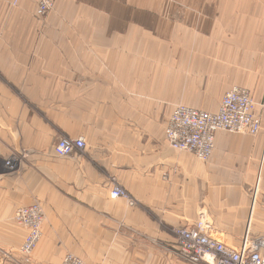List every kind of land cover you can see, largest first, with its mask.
<instances>
[{"label": "crops", "instance_id": "crops-1", "mask_svg": "<svg viewBox=\"0 0 264 264\" xmlns=\"http://www.w3.org/2000/svg\"><path fill=\"white\" fill-rule=\"evenodd\" d=\"M14 1L0 0V264H25L14 215L35 203L30 264H194L176 230L201 213L231 248L264 241V0H58L44 17ZM234 86L258 135L218 132L208 162L170 147L177 105L217 113ZM64 137L85 150L58 157Z\"/></svg>", "mask_w": 264, "mask_h": 264}, {"label": "built area", "instance_id": "built-area-1", "mask_svg": "<svg viewBox=\"0 0 264 264\" xmlns=\"http://www.w3.org/2000/svg\"><path fill=\"white\" fill-rule=\"evenodd\" d=\"M22 0H15L14 5ZM36 4L40 17L50 13L58 0H29ZM261 118L257 114V104L250 91L237 86L232 87L223 97L219 111L210 113L185 106H179L171 116L166 138L170 147L179 152L193 154L199 160L207 161L215 149L217 132L231 134L257 135L261 131ZM86 141L83 137L62 138L55 147L60 158L84 151ZM16 165L7 163V169L14 171ZM111 197L122 198L134 205L135 201L122 187L115 185ZM16 223L27 231L26 241L21 247L30 262L31 255L42 237V225L45 220L40 203L20 207L15 211ZM211 223L204 213L193 227L176 230L178 253L194 264H264V241L250 244L248 239L239 249L227 246L211 234ZM62 264H86L76 256L68 255Z\"/></svg>", "mask_w": 264, "mask_h": 264}, {"label": "rangeland", "instance_id": "rangeland-1", "mask_svg": "<svg viewBox=\"0 0 264 264\" xmlns=\"http://www.w3.org/2000/svg\"><path fill=\"white\" fill-rule=\"evenodd\" d=\"M56 5V4H55ZM54 8H55V6H54ZM54 8H53V10H54ZM52 10V11H53ZM51 11V12H52ZM49 14V13H48ZM47 14V15H48ZM238 87V86H237ZM241 88V87H240ZM244 89H246V88H244ZM248 90V89H247ZM249 91V90H248ZM251 93V92H250ZM226 95V94H225ZM224 95V96H225ZM251 96H252V94H251ZM252 98H253V96H252ZM253 100H254V98H253ZM255 101V100H254ZM179 106H185V105H183V104H180V105H177V107L174 109V111H173V113L175 112V110L179 107ZM185 107H187V106H185ZM188 108H190V107H188ZM173 113H172V115H173ZM257 114L259 115V113H258V105H257ZM171 115V116H172ZM260 116V115H259ZM171 118V117H170ZM261 118V117H260ZM170 120V119H169ZM168 123H169V121H168ZM167 126H168V124H167ZM166 129H167V127H166ZM261 129H262V127H261ZM218 133V132H217ZM216 133V134H217ZM260 133V132H259ZM258 133V134H259ZM257 134V135H258ZM216 136V135H215ZM167 139V138H166ZM215 150V149H214ZM213 153H214V151H213ZM213 153H212V156H213ZM193 155V154H192ZM212 156L210 157V159L212 158ZM197 158V157H196ZM210 159H208L207 161H204V162H208ZM202 161V160H201ZM44 211V210H43ZM44 215H45V213H44ZM15 220V219H14ZM45 221H46V216H45V220H44V223H45ZM16 222V221H15ZM44 223H43V225H44ZM43 225H42V229H41V232H42V237H41V240H40V242L37 244V246H36V248H35V250L33 251V253H32V257H31V259H30V262L29 263H27L26 261H25V255L22 253V251H21V247H22V245L24 244V242L26 241V238L27 237H25V241L23 242V244L17 249V252L21 255V257L23 258V262L25 263V264H30L31 262H32V260H33V257H34V255H35V253H36V251H37V249L39 248V246H40V244H41V242H42V239H43ZM2 251H5V250H2ZM1 253V252H0ZM3 255H7L8 256V254H6V253H3ZM68 255H72V256H75V255H73V254H67L66 256H68ZM65 256V257H66ZM64 257V258H65ZM77 257V256H76ZM79 258V257H78ZM80 259V258H79ZM64 260V259H63ZM82 260V259H81ZM83 261V260H82ZM85 262V261H84ZM62 263H63V261H62ZM61 263V264H62ZM86 263V262H85ZM87 264V263H86Z\"/></svg>", "mask_w": 264, "mask_h": 264}]
</instances>
